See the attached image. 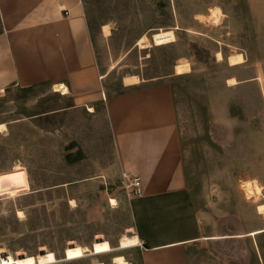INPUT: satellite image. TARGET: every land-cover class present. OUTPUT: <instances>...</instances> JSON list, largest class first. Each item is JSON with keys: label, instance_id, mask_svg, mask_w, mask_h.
Returning <instances> with one entry per match:
<instances>
[{"label": "rangeland", "instance_id": "obj_1", "mask_svg": "<svg viewBox=\"0 0 264 264\" xmlns=\"http://www.w3.org/2000/svg\"><path fill=\"white\" fill-rule=\"evenodd\" d=\"M91 3L110 27L109 35L102 29L105 24L96 32L95 47L102 71L115 65L106 78L112 92L122 90L120 81L128 75H137L140 82L174 83L188 177L205 232L248 234L264 228V211L259 210L264 190L259 198L248 197L242 187L247 180L264 186V0ZM213 7L224 14L218 23L198 17L209 16ZM162 29L170 30L173 40L157 45L154 33ZM143 35L150 43L144 48L138 44ZM193 43L229 56L242 53L245 61L231 68L229 56L222 62L217 52L220 67L197 64L196 77L176 74L180 62L192 68ZM231 75L238 83L229 84ZM60 93L36 85L14 87L0 97V124L7 127L0 131V174L23 169L28 182L25 189L0 193V254L11 264H113L115 255L139 262L136 233L133 227L125 229L131 223L126 209L108 211L104 221L88 222L85 216L94 192L126 191L103 110L94 116L84 108L67 118L37 117L68 103ZM75 145L87 157L68 167L64 153ZM90 175L102 178L68 183ZM217 241L200 246L194 264H264V232Z\"/></svg>", "mask_w": 264, "mask_h": 264}, {"label": "crops", "instance_id": "obj_2", "mask_svg": "<svg viewBox=\"0 0 264 264\" xmlns=\"http://www.w3.org/2000/svg\"><path fill=\"white\" fill-rule=\"evenodd\" d=\"M0 16V97L14 87L45 85L47 93H54L56 85H66L68 93L60 94L68 103L37 117L67 118L84 108L94 116L101 107L122 176L142 179L141 195L129 197L115 188L94 192L85 214L88 222H97L110 210H127L131 223L125 229L133 227L141 253L140 261L132 264H194L197 249L208 241L249 235L205 232L188 177L174 83L143 78L127 84L124 76L122 90L112 92L82 0H0ZM86 157L79 145L64 153L68 167L81 165ZM100 178L90 175L68 183Z\"/></svg>", "mask_w": 264, "mask_h": 264}, {"label": "bare ground", "instance_id": "obj_3", "mask_svg": "<svg viewBox=\"0 0 264 264\" xmlns=\"http://www.w3.org/2000/svg\"><path fill=\"white\" fill-rule=\"evenodd\" d=\"M222 15H224V14H223V12H222L220 7H213L211 9V14L209 16H205V15H201L200 14V15H198V17L200 19H203V20L212 18L214 20V22L218 23L220 21V18H221ZM102 29H103V31H104V33L106 35L110 34V27H109L108 24L103 25ZM172 40H173V36H172V32L170 30L162 29V30L154 33V41H155V43L157 45H161V44L170 42ZM138 44L141 47L144 48V47L149 46L150 43L148 41L147 36L143 35L139 39ZM218 58L219 59H224L223 54L221 52H218ZM244 61H245V58H244V55L242 53H236V54H232V55L229 56V63L231 65H238V64L243 63ZM114 66L115 65H113L111 67V69L107 72L106 75H108L111 72V70H112V68ZM191 69H192L191 68V64L189 62H187V61H184V62H180V63L176 64L175 73L176 74H184V73H187V72L191 71ZM100 76H102V75H100ZM124 79H125V82L127 84H138L140 82V79H139V77L137 75H128V76H125ZM228 82H229V84L238 83V81H237V79L235 77H230L228 79ZM54 90H55V92H61L62 94L68 93V89H67L66 85H56L54 87ZM6 128L7 127H6V125L4 123L0 124V131H4V130H6ZM242 187H243L244 192L246 193V195L248 197H257V198H259V196L262 195V192L264 190V186H261L258 183L253 182L251 180L244 181L242 183ZM111 202L113 204L117 203L116 199H114V198L111 199ZM259 210L262 211V212L264 211V204H262V205L260 204L259 205ZM19 214L22 215L23 212L20 210ZM261 232H264V229L254 230V231L250 232L249 235H255V234H258V233H261ZM217 237L219 238L220 236H214L212 238L215 239ZM206 239H208V238H206ZM121 243H122L121 247L124 248L126 246V244L128 243V239L124 238ZM87 250H90V249L87 248ZM112 261H113L114 264H132L130 261H128L126 259V257L124 255H115L113 257ZM0 264H11V263L8 260H4L2 258V256L0 255ZM94 264H105V263L104 262H96Z\"/></svg>", "mask_w": 264, "mask_h": 264}, {"label": "trees", "instance_id": "obj_4", "mask_svg": "<svg viewBox=\"0 0 264 264\" xmlns=\"http://www.w3.org/2000/svg\"><path fill=\"white\" fill-rule=\"evenodd\" d=\"M83 1V5H84V8H85V12H86V15H87V18H88V22H89V26H90V29H91V33H92V36H93V40L95 41V36H96V32L100 29V27L105 24V22L103 21L104 19L101 18L100 19V12H96V9H93V7L90 6L91 3V0H82ZM124 23H120V27L121 28H125V26L123 25ZM178 39L180 38V35L179 33L176 34ZM180 42V40L178 41ZM191 50H192V53H193V56H194V61L192 63V71H191V74H182V75H185V76H192V77H196V65H200L203 69H208V68H218L222 65V62L224 61H227L228 60V54L224 51V50H221L223 56H224V60H222V62H217L216 59H215V56L214 54L217 53L218 51L220 50H213L207 46V45H203V44H200V43H193L191 45ZM231 68H235L237 66H240L239 65H230ZM230 77H237L236 75H231ZM238 78V77H237ZM239 81V80H238ZM176 93V91H175Z\"/></svg>", "mask_w": 264, "mask_h": 264}, {"label": "water", "instance_id": "obj_5", "mask_svg": "<svg viewBox=\"0 0 264 264\" xmlns=\"http://www.w3.org/2000/svg\"><path fill=\"white\" fill-rule=\"evenodd\" d=\"M25 170L12 171L0 174V193L27 187Z\"/></svg>", "mask_w": 264, "mask_h": 264}, {"label": "built area", "instance_id": "obj_6", "mask_svg": "<svg viewBox=\"0 0 264 264\" xmlns=\"http://www.w3.org/2000/svg\"><path fill=\"white\" fill-rule=\"evenodd\" d=\"M127 195L135 196L143 193L142 179L139 176L124 175ZM140 244V243H139ZM142 246V244H140Z\"/></svg>", "mask_w": 264, "mask_h": 264}]
</instances>
